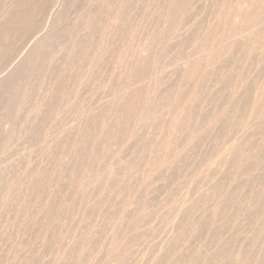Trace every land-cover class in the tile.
I'll use <instances>...</instances> for the list:
<instances>
[{
  "label": "rangeland",
  "instance_id": "1",
  "mask_svg": "<svg viewBox=\"0 0 264 264\" xmlns=\"http://www.w3.org/2000/svg\"><path fill=\"white\" fill-rule=\"evenodd\" d=\"M176 1L58 0L57 2V0H0V22L2 20L0 23V49L2 48L0 50V69L4 66L1 74H5L6 70L8 68L11 69L13 65H16L14 68L18 67L15 69L16 72L14 68L11 69L15 72L14 77L8 84L7 82L2 84L4 86L3 89V86L0 85V89H2L0 90V125H3V127L0 126V264H233V262H235L234 264H238V262L239 264H264V50L261 49L262 52L259 51V44L257 46L254 45L253 48L248 46L246 48L244 46L246 42H243V40L248 41L249 38L242 39L233 35L238 28H234L230 20L227 23L228 19H226V23L222 20L224 24L221 20L218 21L221 23L222 28L226 29L224 31L226 34L222 32L219 37L217 35L218 39L214 35L216 28L221 27L217 21L214 22L218 26H214V23L210 21L211 16H217L221 10V15L223 12V17L225 18L227 15L226 10H231L230 7L236 6L234 0ZM263 3H257V5H262L263 9ZM223 4L224 6L227 4L229 7L226 6L225 10ZM174 5L175 7H173ZM177 5L179 6L177 7ZM163 7L167 9H163ZM236 7L235 9L237 10ZM220 8H223V11ZM229 10L227 13H231L232 10V13L235 11L234 8L231 12ZM5 11L7 14H5ZM261 11H264V9L259 10L260 13ZM164 12L165 16H163L164 14L162 15ZM215 12L216 14L214 15ZM175 13L176 15L174 16ZM9 15L11 16L9 17ZM3 16L7 19L3 18ZM160 16H162V21ZM250 16L252 15L250 14ZM250 16L248 15L247 17ZM11 17L12 19L10 20ZM24 17L27 18V21H24L26 19ZM254 19L256 20V18ZM176 20L177 22H175ZM54 21H57V24ZM22 22L24 23L23 25ZM162 22L165 24H162ZM258 22L260 25L257 26L258 33L255 34V38L258 40L262 39L263 42L264 22L263 24L260 21ZM208 23L211 25L207 29ZM156 24L157 27H153ZM212 26L215 28H212ZM13 27L14 29H12ZM205 27L207 30L202 33ZM156 28H158L157 31L160 29L159 33L155 32ZM151 29H153V32ZM212 30L214 31L212 32ZM207 32L212 34L211 39L209 38L210 34ZM36 33L38 36L41 34L46 36L42 43L38 44L39 46L36 44L38 41H35ZM203 35L209 36L208 40L210 42ZM221 35L225 37L223 38ZM257 35L259 37L260 35L262 36L258 38ZM219 38L221 43L216 46L220 42ZM27 40L30 41L27 42ZM201 40L205 43L208 42L209 45L215 42L214 50L216 53L213 50L210 54L212 55L213 53L217 58L218 52L221 56L217 59L212 56V62L214 63L212 64L209 61L208 65L211 66L210 68L205 66L207 71L204 70V61L196 67L194 64H188L189 66H187L190 70L188 67L183 70L182 65L188 59L189 61L191 59L194 61L195 59H200L198 54L197 58L196 53L201 44L203 45ZM240 40L242 41L241 44ZM107 41L108 43H106ZM198 42L201 44L199 43L198 45ZM229 42L231 47L228 46ZM143 44L149 45L148 47L150 48L143 46L145 50L147 49V52L148 49L150 50L148 55L147 52L143 51L146 56H139L136 54L138 53L136 49ZM100 45L102 46L99 47ZM104 46L108 48L106 49ZM234 46L237 50H232ZM241 46L242 48L239 49ZM261 46L263 48L264 42ZM225 47L230 48V52L228 48L226 50L229 55L228 53H225L226 55L220 53L225 52H223ZM100 48L103 49L101 50ZM216 48L219 50L221 48L222 50L216 51ZM248 48L249 50H247ZM103 50L106 52H103ZM152 50L153 56L151 55ZM32 51L35 52L33 53ZM96 53L97 55L99 53V55H95ZM17 54V58L14 57ZM193 54L196 58H194ZM24 55L27 56L24 58L25 61L22 59ZM55 55L57 59H55ZM237 55L240 59L237 58ZM249 55L252 56L250 57ZM142 56L145 59L142 61L141 66V63L137 61L140 57L142 60ZM230 56L233 58L232 61ZM184 57L185 59H183ZM226 58L229 59V63H227L228 59ZM242 58L244 59L241 60ZM250 58L252 59L251 61ZM20 59L23 60V63L19 61ZM221 59L224 61L223 63ZM26 60L28 61L26 62ZM230 61L231 63L234 62L231 64ZM236 61L241 63L237 64ZM87 62H92L90 65H94V67L87 65ZM115 62L120 66H116ZM23 64L24 66H22ZM220 64L222 65L220 66ZM239 65L241 66L239 67ZM87 66L89 70H87ZM177 66H179L180 70ZM190 66L195 67L194 69L192 67L193 71ZM222 66L226 68H221ZM212 67L213 70L217 71H215L216 74L211 71ZM235 67L240 69H235ZM220 68L225 70L221 71ZM147 70L148 72L150 71L147 74L149 78L146 77L148 81L143 76H139L141 72L146 73ZM173 70L176 73L179 71L180 74L179 72L176 74ZM181 70H183L182 73ZM187 70L190 72L189 74ZM200 70H202V73ZM184 71H186L185 74L183 73ZM191 71L194 74L197 72L196 76ZM161 74L163 78H161ZM201 74L205 75L202 76ZM238 74H240V77L237 76ZM167 75H169L168 83L174 81L173 84L169 83L170 85H168L167 82H164L167 79ZM45 76L46 78H44ZM185 76L186 78H183ZM190 76L193 80H191ZM207 76H211V78ZM134 77H138L137 79L141 77L140 79H143L139 80H144V82L137 83L139 80L137 81ZM198 77L199 79H197ZM206 77L207 79L204 80ZM82 78L84 79L82 80ZM224 78L226 79L224 80ZM135 79L138 87L135 86ZM175 79L178 80V83ZM181 80H183V83ZM239 80L240 82L238 83ZM131 81L134 84H132V88L127 89L128 91L125 94L133 91L134 93L130 94L134 97V94L137 93V97H134L135 99L139 97V100H143L144 95L141 94H145L151 89L149 90L151 93L149 97L146 94V102L141 101L142 105L140 101L138 102V99L136 100L140 104L138 108L141 107L139 108L141 111L138 109V112H136L137 108L133 104L135 99L131 98V102L130 97L132 96L130 94L127 95L129 96L128 99L123 94V86L126 88ZM146 82L148 85L150 83V87ZM188 83L190 86H188ZM240 83L242 84L240 85ZM209 84H211V87H209ZM233 85L234 87H232ZM260 85H262L261 89ZM77 86H81L80 90ZM145 86L148 89H144ZM179 86L182 87L180 88ZM158 87L161 90H158ZM245 87L246 89L250 88L246 90ZM231 88L233 89L232 91ZM255 88L259 90L255 91ZM166 90H171L170 95H173L174 92V97L170 99V105H168L169 102H165L169 99H162V97H165L164 95L166 97L170 96L165 93ZM186 90L191 92L189 96H187ZM180 91H184L185 96H182L184 92ZM180 93L182 97L179 96ZM156 94L157 96H155ZM256 94H259V96ZM151 95H154L156 100ZM160 97L162 100H160ZM177 97H180L179 100H177ZM183 97L185 98L181 104ZM123 98L129 100L131 105L127 100L124 101ZM201 98L204 99L201 100ZM158 100H165L163 101L165 104L161 103L167 104L166 107L162 106V104L159 105L160 103L157 102L158 105L155 104V108L153 103ZM189 100L191 103L189 102L190 105H187ZM121 101H124L127 105L129 104V106H121L123 104ZM150 101L154 102L151 103ZM171 101H174L173 104L175 105V102L181 101L180 104L178 103L179 105L184 108L186 103V107H189L188 109H183L188 119L184 117L182 112L180 115L182 118L179 117L180 120L176 122H182L181 119L184 120V118L188 120L187 122L186 120L183 121L185 122L183 126L179 123L180 128L175 122H172L173 124L171 122H169L170 124L168 123V121H174V116H172L171 120V114H176L175 110L173 111L176 107H171ZM35 102L37 103L33 104ZM119 104V109H122L123 112L117 108ZM258 104L260 108H258ZM34 106L36 107L34 108ZM142 106L144 107L142 108ZM157 106H162L163 110L160 107V109L157 108ZM146 107H149L150 113ZM229 108H232V111ZM124 109L127 110L124 112ZM151 109H154V111ZM131 110H133L132 113ZM142 110H146L144 111L145 114H143ZM166 110L168 111L166 112ZM110 111L111 113L114 111V113L120 112L121 115H125L129 111L128 115L131 113L133 114L132 116H134L135 112L140 114V116L142 115L143 120L139 118L140 116L136 120L135 116H130L131 118L129 119V116L126 115L125 121L124 116L122 117L123 120H121L120 114L116 115L117 118L119 116V119L125 121V123L129 120L132 121L128 122L127 125V123L117 120L121 123H117L118 126H121L122 123L123 127L126 125V128L124 127L125 130L122 126L121 128L117 127L115 123V127L111 126V129L113 127L116 133L118 132L117 135L113 133L115 132L114 129L113 132H110L111 129H109L110 125H113L114 120L117 119H115V114H111ZM155 112L165 115L160 116L157 114L156 116ZM230 112L232 115H230ZM149 114L151 115L149 116ZM189 114H192V116ZM112 115L115 116L113 120ZM108 118L112 121L108 120ZM155 118L156 120L154 121L153 119ZM148 120L154 121L155 124L153 123L152 126L150 121L149 123L147 122ZM133 122L139 126L137 125L136 127ZM218 122L221 123L219 124ZM167 123L171 130L173 129L171 132L175 131V135L173 138L170 137V140H167L168 143L170 141L171 143L169 149H166L167 151L163 149L166 153L162 149L163 152L155 150L156 147L154 146L158 144L157 141L160 142L161 140H158V137L161 134L163 136V132L164 134L168 132L169 126L166 128ZM129 125L131 126L129 127ZM174 125H177L179 129L176 126L174 128ZM104 126L105 130L103 129ZM151 129L155 133H158L159 130V136L157 133L154 134ZM106 130L115 136L110 135V139H106L103 137L104 134L101 135L104 131L107 134ZM248 130L250 131L249 134H247ZM241 134L245 136L242 138ZM155 135L158 136L156 140L154 139ZM135 137L138 139H134ZM245 137L246 139H244ZM247 138L250 139L247 140ZM89 139L94 140L91 143L92 140L90 141ZM240 140L242 143L245 140L243 146ZM83 141H86V143ZM76 142H78L79 147L75 144ZM150 143L151 145L152 143L155 144L152 146V151ZM237 144L244 148L241 149ZM153 147L155 148L154 151ZM171 147H175V149ZM81 148H87V150L81 151ZM234 148L235 150L236 148L238 149L234 150L235 153L238 152L236 155L233 152ZM88 150L90 151L88 152ZM76 151L77 153H75ZM149 151H151L150 154ZM155 151H157V155L160 153V158L154 154L156 153ZM172 153L173 155H171ZM75 154L78 155L77 158ZM232 154L233 157L231 156ZM227 156L229 159L225 158ZM234 156H238L236 158L239 159L236 160ZM126 157L129 161L125 159ZM163 157L165 158L163 160L168 162L166 165L169 164L167 166L169 167L168 169L165 164L162 165L161 163L163 161L161 158ZM153 158L160 159L159 164L157 162L152 165L153 162L158 161V159H154L152 162ZM83 164L87 166L84 167ZM122 164L126 165V168L123 169L124 166ZM107 171H111L110 175L113 174L110 176ZM80 180H84V182ZM114 181L119 188L115 187L116 183ZM209 187H211L212 191ZM112 188L117 189L114 191L115 189L113 190ZM103 191H105V199L107 196L106 201L102 197L104 196ZM112 192L114 194L111 195ZM208 194H211L210 197L212 199ZM230 194H233V198H231ZM221 198L224 200L223 203ZM220 201L221 203H219ZM219 214L222 216H220L221 219ZM207 215H210L209 218ZM207 219L211 221V226L208 225V221V224H206ZM195 223H199V225H195ZM207 225L208 228L205 229ZM214 233H216L215 236ZM209 239L212 240L209 241ZM210 242L213 244L210 245ZM238 244H241V246H238ZM81 250L82 253L80 252ZM209 257L211 259L213 257L212 261ZM214 258L217 260L215 261ZM253 258L258 259L254 260ZM191 259L194 261L193 263ZM195 261L197 262L195 263Z\"/></svg>",
  "mask_w": 264,
  "mask_h": 264
},
{
  "label": "bare ground",
  "instance_id": "2",
  "mask_svg": "<svg viewBox=\"0 0 264 264\" xmlns=\"http://www.w3.org/2000/svg\"><path fill=\"white\" fill-rule=\"evenodd\" d=\"M33 1H35V0H33ZM175 1H176V0H175ZM234 1H235L234 4H236V6H237V7H236V6L233 4V5L237 8V10H236L235 7L233 6V8H234V10H235L234 13H232V12H233V10H232L233 8L230 7V9L232 10V12H231V10H229V9L226 10L225 7L227 6V4H226V6H224V4H223V8L226 10V14H227V15L225 14V15H226L225 18L223 17V16H224L223 12H222V15H221V10H220V13H218L217 16H214V17L211 16V18H210L211 20H210V21H211L212 23H214V26H215V25H216V23H215L216 21L218 22L219 20H221V22H222V20H223V22L226 23L225 21H226V19H228V20H227V23H228V21L230 20V23L233 24L234 28H235V27L238 28V30H237L236 32H234L233 35L239 36V38H242V39H248V38H249L248 41H244V40H243V42H246V44H245L244 46H245V47L248 46L249 48H250V47L253 48L254 45L257 46V45L259 44V45H260V49H259V48H258V49H259V51L262 52V50H264V49H263L264 46H263V48H262L261 44H262L264 41L262 42V39H261V40L256 39V38H255V34L258 33V32H257V26L260 25L258 21L262 22V24H263V22H264V16H263L264 13H262V12H264V11H261L262 16H261V13L259 12L260 9L263 10L264 8L262 9V5H259V4H258V5H259V6H258L257 3H261V4H262V3L264 2V0H234ZM26 2H27V1H26ZM57 2H58V0H57ZM60 2H61V1H60ZM169 2H170V1H169ZM176 2H177V1H176ZM179 2H180V1H179ZM17 3H18V2H17ZM53 3H54V2H53ZM166 3H168V2H166ZM166 3H165V4H166ZM174 3H175V2H174ZM232 3H233V1H232ZM177 4H178V3H177ZM56 5H57V4H56ZM59 5H60V4H59ZM228 5H229V4H228ZM164 6L166 7V5H164ZM178 6H179V5H177V7H178ZM256 6H257V7H256ZM28 7H29V6H28ZM32 7H33V6H32ZM165 7H163V9H164ZM173 7H175V5H174ZM221 7H222V6H221ZM227 7H229V6H227ZM253 7H254V8H253ZM263 7H264V3H263ZM26 8H27V7H26ZM58 8H59V7H58ZM217 8H218V7H217ZM223 8H220V9H222V11H223ZM5 9H7V8H5ZM10 9H11V8H10ZM21 9H22V8H21ZM23 9H24V8H23ZM40 9L42 10V8H40ZM40 9H38V10H40ZM115 9H116V8H115ZM115 9H114V11H115ZM117 9H118V8H117ZM119 9H120V8H119ZM165 9H167V8H165ZM252 9H253V10H252ZM15 10L18 12L17 9H15ZM26 10H27V9H26ZM28 10H29V8H28ZM31 10H33V9H31ZM53 10H54V9H53ZM96 10H97V9H96ZM174 10H175V9H174ZM218 10H219V9H218ZM228 10H229L231 13H227ZM6 11H8V10H6ZM6 11H5V12H6ZM20 11H21V10H20ZM56 11H57V10H56ZM59 11H60V10H59ZM91 11H92V10H91ZM163 11H164V10H163ZM165 11H166V10H165ZM215 11H217V10H215ZM10 12H11V11H10ZM12 12H13V11H12ZM14 12H15V11H14ZM24 12H25V11H24ZM24 12H23V13H24ZM26 12H27V11H26ZM30 12H31V11H30ZM218 12H219V11H218ZM20 13H21V12H20ZM55 13H56V12H55ZM114 13H115V12H114ZM117 13H118V11H117ZM5 14H7V12H6ZM9 14H10V13H9ZM11 14H14V13H11ZM118 14H119V13H118ZM118 14H117V15H118ZM163 14H164V15H163ZM215 14H216V12L214 13V15H215ZM250 14H251L252 16H250ZM3 15H4V14H3ZM26 15H28V14H26ZM51 15H52V14H51ZM114 15H116V14H114ZM162 15L165 16V15H166L165 12L162 13ZM175 15H176V13L174 14V16H175ZM248 15H249L250 17H247ZM255 15H256V16H255ZM5 16H8V15H5ZM10 16H11V15H9V17H10ZM118 16H119V15H118ZM118 16H117V18H118ZM168 16H169V15H168ZM168 16H167V17H168ZM172 16H173V15H172ZM21 17H22V16H21ZM160 17H161V21H162V20H163V19H162V16H160ZM246 17H247V18H246ZM3 18H5V17L3 16ZM13 18H14V17H13ZM24 18H26V17H24ZM28 18H29V17H28ZM55 18H56V17H55ZM113 18H114V17H113ZM119 18H120V17H119ZM163 18H164V17H163ZM170 18H171V17H170ZM254 18H256V20H255ZM1 19H2V18H1ZM5 19H7V18H5ZM11 19H12V17L10 18V20H11ZM48 19H49V17H48ZM50 19H51V18H50ZM215 19H217V20H215ZM3 20H4V19H3ZM19 20H20V19H19ZM19 20H18V21H19ZM22 20H23V19H22ZM55 20H56V19H55ZM57 20H58V19H57ZM120 20H121V18H120ZM169 20H170V19H169ZM18 21H17V22H18ZM24 21H27V18H26ZM24 21H23V22H24ZM46 21H47V20H46ZM51 21H52V20H51ZM112 21H113V19H112ZM112 21H111V23H112ZM214 21H215V22H214ZM255 21H256V22H255ZM1 22H2V20H1ZM1 22H0V23H1ZM12 22H13V21H12ZM12 22H11V24H12ZM15 22H16V21H15ZM23 22H22V25L24 24ZM54 22H56L55 24H57V21H54ZM165 22H166V21H165ZM175 22H177V20H176ZM175 22H174V24H175ZM211 22H209V23H211ZM223 22H222V23H223ZM13 23H14V22H13ZM18 23H19V22H18ZM18 23H17V25H18ZM111 23H110V24H111ZM209 23H208L207 26H206L207 29L209 28V25H211V24H209ZM218 23H219V22H218ZM224 23H223V24H224ZM2 24H3V23H2ZM160 24H161V23H160ZM162 24H165V23L162 22ZM220 24H221V23H219L218 25H220ZM34 25H35V24H34ZM176 25H177V24H176ZM218 25H216V27H217ZM225 25L227 26V24H225ZM225 25H224V27H225ZM19 26H20V25H19ZM29 26H30V25H29ZM44 26H45V25H44ZM160 26H161V25H160ZM160 26H158V27H160ZM163 26H164V25H163ZM168 26H169V24H168ZM214 26H212V28H213ZM11 27H12V26H11ZM26 27H27V26H26ZM38 27H39V26H38ZM48 27H49V26H48ZM51 27H52V26H51ZM111 27H112V26H111ZM111 27H109V28H111ZM153 27H157V24H156L155 26H153ZM206 27L204 28L205 30L203 29L204 32H202V33H205V32H206V30H207ZM220 27H221V28H219V27L216 28V31H214L215 29L212 30V32L214 31V35H216V37H217V35H218V37H219V36H220L219 34H221L222 32H223L224 34H226V33L224 32L226 29L222 28L221 25H220ZM228 27H229V25H228ZM228 27H227V28H228ZM261 27H262V25H261ZM263 27H264V26H263ZM2 28H3V27H2ZM7 28H8V27H7ZM16 28H19V27H16ZM20 28H21V27H20ZM31 28H32V27H31ZM45 28H46V27H45ZM45 28H44V29H45ZM214 28H215V27H214ZM4 29H5V28H4ZM12 29H14V27H13ZM157 29H158V28H156V30L154 29L155 32L157 31ZM160 29H161V27H160ZM160 29H159V31H160ZM210 29H211V28H210ZM223 29H224V30H223ZM259 29H261V28L259 27ZM259 29H258V31H259ZM1 30H3V29H1ZM6 30H7V29H6ZM41 30H42V29H41ZM41 30H40V31H41ZM151 30H152V32H153V29H151ZM230 30H231V29H230ZM9 31H10V30H9ZM12 31H14V30H12ZM42 31H43V30H42ZM47 31H49V30L47 29ZM159 31H157V33H159ZM175 31H176V30H175ZM177 31H179V30H177ZM208 31H210V30H208ZM263 31H264V30H263ZM263 31H262V32H263ZM1 32H2V31H1ZM5 32H6V31H5ZM22 32H23V31H22ZM37 32H39V31H37ZM49 32H50V31H49ZM112 32H113V31H112ZM112 32H111V34H112ZM147 32H148V31H147ZM179 32H181V31H179ZM183 32H184V31H183ZM226 32H227V31H226ZM260 32H261V31H260ZM17 33H18V32H17ZM24 33H25V32H24ZM149 33H150V32H149ZM163 33H164V32H163ZM163 33H162V34H163ZM168 33H169V32H168ZM176 33H177V32H176ZM207 33H209V32H207ZM232 33H233V32H232ZM232 33H231V34H232ZM1 34H2V33H1ZM8 34H9V33H8ZM12 34H13V33H12ZM38 34H39V33H38ZM144 34H145V33H144ZM174 34H175V33H174ZM179 34H180V33H179ZM179 34H178V36H179ZM182 34H183V33H182ZM200 34H201V32H200ZM209 34H210V35H209L210 37H209V36L206 37V36L203 35L204 37H206V40H208L209 38H210V39L212 38V37H211L212 34H211V33H209ZM263 34H264V33H263ZM263 34H262V35H263ZM13 35H14V34H13ZM27 35H28V34H27ZM32 35H35V34H32ZM42 35H43V36H42ZM109 35H110V33H109ZM146 35H147V34H146ZM158 35H160V34H158ZM158 35H157V36H158ZM168 35H169V34H168ZM262 35H260V37H261ZM50 36H51V35H50ZM174 36H175V35H174ZM203 36H202V38H204ZM257 36H258V35H257ZM257 36H256V37H257ZM263 36H264V35H263ZM30 37H31V36H30ZM30 37H29V38H30ZM32 37H33V36H32ZM32 37H31V38H32ZM35 37H36V39H35L34 37H33V38L35 39L36 42L38 41L36 44H37V46H39V45L42 43V40L45 39L46 36H45L44 34H41L40 36H38L37 33H36ZM146 37H147V36H146ZM146 37H144V38H146ZM183 37H184V36H183ZM199 37H200V36H199ZM208 37H209V38H208ZM214 37H215V36H214ZM218 37H217V39H218ZM221 37H223V36L221 35ZM224 37H225V36H224ZM224 37H223V38H224ZM230 37H231V36H230ZM260 37L258 36V38H260ZM48 38H49V37H48ZM52 38H53V36H52ZM185 38H187V37L185 36ZM196 38H197V36H196ZM223 38H221V39H223ZM263 38H264V37H263ZM106 39H107V38H106ZM106 39H105V40H106ZM146 39H147V38H146ZM177 39H178V38H177ZM179 39H180V37H179ZM204 39H205V38H204ZM225 39H226V38H225ZM230 39H232V38H230ZM30 40H31V39H30ZM30 40H27V42H29ZM102 40H103V39H102ZM194 40H195V39H194ZM219 40H220V38H219ZM234 40H235V38H234ZM33 41H34V40H33ZM47 41H48V40H47ZM152 41L154 42V40H152ZM158 41H159V40H158ZM158 41H157V43H158ZM160 41H161V40H160ZM183 41H184V40H183ZM198 41H199V40H198ZM201 41H202V40H201ZM208 41L210 42V40H208ZM213 41H214V40H213ZM223 41H224V39H223ZM227 41H228V40H227ZM230 41H231V40H230ZM237 41H239V40H237ZM27 42H26V43H27ZM40 42H41V43H40ZM45 42H46V41H45ZM45 42H44V44H45ZM48 42H49V41H48ZM50 42H51V41H50ZM145 42H146V40H145ZM179 42H180V41H179ZM184 42H185V41H184ZM184 42H183V43H184ZM216 42H217V41H216ZM224 42H225V41H224ZM232 42H233V40H232ZM39 43H40V44H39ZM103 43H104V42H103ZM106 43H108V41H107ZM146 43H147V42H146ZM161 43H162V42H161ZM199 43H200V42H198V45H199ZM202 43H203V45L200 43L201 46H200V47L198 46V47H199L198 52H197V53L194 52V53H196V56H197V54L200 56V59H198V60L195 59V61L192 60V59H191V61H189V59H188V60L186 59L187 61L184 62V64H183L184 66L182 65V69H183V70H186V69H187V67L189 66L188 64H190V65H193V64H194L195 67H196L197 65L202 64L203 61H204V63H203V64H204V70H206L205 66H207L208 68H210L211 65L209 66L208 63H209V61H210V63H211V62H212V58L215 57V55H213V53H212V55H211L210 52H212V51L214 50V47H215V46H214V43H215V42H214V43H213V42L210 43V45H209L208 42L205 43L204 41H202ZM204 43H205V46H204ZM220 43H221V40H220V42H219L216 46H218ZM241 43H242V41L240 40V44H241ZM260 43H261V44H260ZM36 44L34 43L35 47H36ZM38 44H39V45H38ZM46 44H47V42H46ZM50 44H51V43H50ZM99 44H100V42H99ZM158 44L160 45V43H158ZM179 44H181V43H179ZM207 44H208V45H207ZM233 44H235V43H233ZM233 44H232V46H233ZM236 44H237V42H236ZM236 44H235V45H236ZM243 44H244V43H243ZM26 45H27V44H26ZM47 45H48V44H47ZM63 45H64V44H63ZM102 45H103V44H102ZM102 45H100L99 47H101ZM155 45H156V44H155ZM223 45H224V44H223ZM226 45H227V42H226ZM229 45H231L230 42H229L228 46H229ZM237 45H238V44H237ZM5 46H6V45H5ZM23 46H24V45H23ZM72 46H73V45H72ZM105 46H106V45H105ZM105 46H104V47H105ZM138 46H139V45H138ZM143 46H144L145 48H146V46H147V48H150V47H148L149 45H146V44H145V45L143 44L142 46L140 45V46L136 49V51H137L138 53L135 52L137 55H139V56H141V55L146 56L145 53L147 52V51H146L147 49L145 50V48H144ZM32 47H33V46H32ZM32 47H31V48H32ZM65 47H66V46H65ZM162 47H163V46H162ZM220 47H221V45H220ZM229 47H231V46H229ZM229 47H227V48H228V51L230 50ZM236 47H237V46H236ZM24 48H26V46H24ZM31 48H29V49H31ZM70 48H71V47H70ZM105 48H106V47H105ZM107 48H108V47H107ZM107 48H106V49H107ZM157 48H158V46H157ZM159 48H160V47H159ZM227 48L225 47V50H223V52L225 51L224 53H222V52H220V53L223 54V55H224L225 53H228V52L226 51ZM234 48H235V46L233 47L232 50H237L236 48H235V49H234ZM240 48H242V46L239 47V49H240ZM243 48H244V47H243ZM246 48H247V47H246ZM249 48H248L247 50H249ZM252 48H251V50H252ZM256 48H257V47H256ZM5 49H6V48H5ZM33 49H34V47H33ZM33 49H32V50H33ZM47 49H48V48H47ZM63 49H64V48H63ZM63 49H62V50H63ZM67 49H68V48H67ZM97 49H98V46H97ZM100 49L102 50L103 48H100ZM154 49H156V48H154ZM261 49H262V50H261ZM0 50H2V48H1ZM62 50H61V51H62ZM104 50H105V49H104ZM104 50H103V52H106V51H104ZM149 50H150V49H148V52H149ZM217 50H219V49L216 48V51H217ZM221 50H222V49L220 48L219 51H221ZM143 51H145L144 54H143ZM240 51H241V50H240ZM255 51H256V50H255ZM20 52H21V51H20ZM29 52H31V51L29 50ZM32 52H33V51H32ZM34 52H35V51H34ZM34 52H33V53H34ZM95 52H96V51H95ZM148 52H147V55H148ZM152 52H153V50L151 51V55H152ZM154 52H155V51H154ZM214 52H215V50H214ZM229 52H230V51H229ZM234 52H236V51H234ZM241 52H242V51H241ZM245 52H246V49H245ZM245 52H244V53H245ZM256 52H257V51H256ZM43 53H44V52H43ZM46 53H47V52H46ZM215 53H216V52H215ZM257 53H258V52H257ZM157 54H158V52H157ZM159 54H160V53H159ZM233 54L235 55V53H233ZM239 54H240V52H239ZM239 54H238V55H239ZM245 54H246V53H245ZM260 54H261V53H260ZM32 55H33V54H32ZM95 55H97V53H96ZM98 55H99V53H98ZM98 55H97V56H98ZM137 55H136V56H137ZM153 55H154V54H153ZM153 55H152V56H153ZM193 55H194V54H193ZM225 55H226V54H225ZM228 55H229V53H228ZM230 55H231V54H230ZM238 55H237V56H238ZM241 55H243V53H241ZM13 56H14V55H13ZM16 56H18V54L15 55L14 57H16ZM25 56H26V55H24V56L22 57L23 60H24ZM57 56H58V55H57ZM194 56H195V55H194ZM196 56H195L194 58H196ZM212 56H213V57H212ZM216 56H217V58H218V57L221 56V55H219L218 52H217V55H216ZM231 56H232V55H231ZM231 56H230V58H231ZM244 56H245V55H244ZM244 56H242V57H244ZM249 56H250V55H249ZM251 56H252V55H251ZM251 56H250V57H251ZM262 56H263V55H262ZM10 57H12V56H10ZM26 57H27V56H26ZM54 57H56V55H55ZM155 57H156V56H155ZM189 57H190V56H189ZM226 57H227V56H226ZM254 57H255V56H254ZM16 58H17V57H16ZM142 58H143L142 60H141V57H140L139 59L137 58L138 61L136 60V58H134V59H135L137 62H140V63H141V66H142V61L145 59V57L142 56ZM190 58H191V57H190ZM194 58H193V59H194ZM197 58H198V56H197ZM215 58H216V57H215ZM217 58H216V59H217ZM237 58H239V56H238ZM237 58H236V59H237ZM262 58H263V57H262ZM27 59H28V58H27ZM53 59H54V58H53ZM55 59H57V57H56ZM94 59H95V58L93 57V61L95 62ZM97 59H98V58H97ZM181 59H182V58H181ZM183 59H185V57H184ZM226 59H228V58H226ZM232 59H233V58H231V61H232ZM239 59H240V58H239ZM239 59H238V60H239ZM243 59H244V58H242L241 60H243ZM253 59H254V58H253ZM9 60H10V59H9ZM14 60H15V59H14ZM23 60L20 59L19 61L22 62ZM28 60H29V59H28ZM28 60H26V62H27ZM51 60H52V59H51ZM51 60H50V61H51ZM90 60H91V58H90ZM139 60H140V61H139ZM146 60H147V59H146ZM221 60H222V59H221ZM224 60H225V58H224ZM238 60H237V61H238ZM251 60H252V59L250 58V61H251ZM258 60H260V59H258ZM15 61H16V60H15ZM24 61H25V60H24ZM29 61H30V60H29ZM91 61H92V60H91ZM153 61H154V60H153ZM192 61H193V62H192ZM213 61H215V60L213 59ZM219 61H220V60H219ZM231 61H230V63H231ZM234 61H235V60H234ZM234 61H233V62H234ZM237 61H236V63H237ZM11 62H12V61H11ZM52 62H53V61H52ZM94 62H93V64H94ZM117 62H118V60H117ZM221 62L223 63L224 61L222 60ZM233 62H232V63H233ZM6 63H7V62H6ZM12 63H13V62H12ZM17 63H18V61H17ZM22 63H23V62H22ZM91 63H92V62H87V65H89L90 67H94V65H93V66L90 65ZM153 63H155V62H153ZM179 63L182 64V62H180V61H179ZM191 63H192V64H191ZM213 63H214V62H212V64H213ZM215 63H216V62H215ZM225 63H226V61H225ZM227 63H229V59H228ZM227 63H226V64H227ZM232 63H231V64H232ZM239 63H241V62H239ZM239 63H237V64H239ZM242 63H243V62H242ZM245 63H246V62H245ZM8 64H9V63H8ZM18 64H20V62H19ZM115 64H117V63L115 62ZM115 64H114V65H115ZM9 65H10V64H9ZM11 65H12V64H11ZM49 65H50V64H49ZM49 65H48V66H49ZM118 65H119V64H117L116 66H118ZM177 65H178V64H177ZM187 65H188V66H187ZM221 65H222V64H220V66H221ZM244 65H245V64H244ZM15 66H16V65H13V67L11 66V67H12L11 69H13ZM17 66H19V65H17ZM22 66H24V64H23ZM25 66H26V65H25ZM116 66H115V67H116ZM119 66H120V65H119ZM179 66H180V65H179ZM179 66H177V67L179 68ZM218 66H219V63H218ZM224 66H226V65H224ZM231 66H232V65H231ZM240 66H241V65H239V67H240ZM7 67H8V65H7ZM115 67H113V68L115 69ZM139 67H140V66H139ZM143 67H145V66H143ZM190 67H191V69H192L193 66H190ZM195 67H193V69H194ZM201 67L203 68V66H201ZM216 67H217V64H216ZM216 67H215V68H216ZM226 67H227V66H226ZM226 67H223V66H222L221 68H226ZM229 67H230V66H229ZM233 67H234V66H233ZM239 67H238V68H239ZM3 68H4V66H3ZM3 68H2V69H3ZM16 68H18V67H16ZM16 68H14V70H15ZM19 68H20V67H19ZM87 68H88V66H87ZM178 68H177V70H178ZM208 68H207V69H208ZM221 68H220V70H221ZM236 68H237V67H235V69H236ZM238 68H237V69H238ZM2 69H0V70H1V71H0V85H2V84L5 83V82H7V84H8V82L11 81L12 78L14 77V74H15L16 70H15V72H14V70L12 71L10 68H8V69L6 70V72H5V74H4V73L1 74V73L3 72ZM5 69H6V67H5ZM92 69H93V68H92ZM117 69H118V68H117ZM117 69H116V70H117ZM121 69H122V67H121ZM140 69H141V68H140ZM144 69L146 70V68H144ZM147 69H148V66H147ZM149 69H150V68H149ZM188 69H189V67H188ZM193 69H192V71H193ZM198 69H199V68H198ZM216 69H217V68H216ZM239 69H240V68H239ZM85 70H86V69H85ZM87 70H89V68H88ZM175 70H176V69H175ZM175 70H173V72H174ZM179 70H180V68H179ZM183 70H181V73H182ZM189 70H190V69H189ZM196 70H197V69H196ZM217 70L219 71V69H217ZM223 70H225V69H223ZM223 70H221V71H223ZM192 71H191V72H192ZM200 71H201V73H202V70H200ZM206 71H207V70H206ZM206 71H205V72H206ZM211 71H214V72H215L216 70H213V67H212V70H211ZM230 71H231V70H230ZM230 71H229V72H230ZM115 72H117V71H115ZM139 72H140V71H139ZM168 72H169V71H168ZM170 72H171V71H170ZM178 72H179V71H178ZM178 72H177V73H178ZM187 72H188V70H187ZM194 72H196V71H194ZM216 72H217V71H216ZM216 72H215L214 74H216ZM229 72H228V73H229ZM233 72H234V70H233ZM236 72H237V70H236ZM21 73H22V71H21ZM84 73H85V72H84ZM90 73H91V72H90ZM90 73H89V74H90ZM118 73H119V71H118ZM136 73H137V70H136ZM148 73H150V71L148 72V70H147L146 73L141 72V74H140L139 76H143V78H144L146 81H148V80H147V79L149 78V75H147ZM171 73H172V72H171ZM171 73H170V74H171ZM175 73H176V71H175ZM177 73H176V74H177ZM183 73L185 74L186 71H184ZM189 73H190V72H188V74H189ZM192 73H193V72H192ZM196 73H197V72H196ZM196 73H195V74H196ZM209 73H210V72H209ZM209 73H208V74H209ZM223 73H224V72H223ZM19 74H20V72H19ZM87 74H88V73H87ZM119 74H120V73H119ZM162 74H165V73H162ZM162 74L160 75L161 78H163V77H162ZM170 74H169V75H170ZM179 74H180V72H179ZM193 74H194V73H193ZM193 74H191V75H193ZM195 74H194V75H195ZM198 74H200V73H198ZM210 74H212V73H210ZM210 74H209V75H210ZM220 74H221V73H220ZM233 74H236V73H233ZM262 74H263V73H262ZM43 75H44V74H43ZM85 75H86V73H85ZM134 75H136V74H134ZM150 75H151V74H150ZM154 75H155V74H154ZM169 75H167V79H166V77H165L166 80H165L164 82H167V83H168L167 80H168V76H169ZM186 75H187V74H186ZM201 75L204 76L205 74H204V75L201 74ZM201 75H200V76H201ZM206 75H207V72H206ZM222 75H223V74H222ZM231 75H232V72H231ZM241 75H242V74H241ZM19 76H21V75H19ZM22 76H23V75H22ZM81 76H82V74H81ZM119 76H120V75H119ZM188 76H189V75H188ZM188 76H187V77H188ZM195 76H196V75H195ZM197 76H198V75H197ZM211 76H212V75H211ZM211 76H210V77L207 76V77H208V78H211ZM218 76H219V75H218ZM223 76H224V75H223ZM225 76H226V75H225ZM229 76H230V75H229ZM234 76H235V75H234ZM237 76L240 77V74H238ZM237 76H236V78H237ZM86 77L88 78L87 75H86ZM122 77H123V76H122ZM146 77H148V78H146ZM150 77H151V76H150ZM154 77H155V76H154ZM157 77H158V75H157ZM180 77H181V76H180ZM190 77H191V76H190ZM207 77L204 78V80L207 79ZM214 77H215V76H214ZM214 77H213V78H214ZM221 77H222V76H221ZM244 77H245V76H244ZM263 77H264V76H263ZM44 78H46V76H45ZM120 78H121V77H120ZM134 78H136V77H134ZM137 78H138V77H137ZM137 78H136V79H137ZM140 78H141V77H139V79H140ZM143 78H142V79H143ZM169 78H170V77H169ZM183 78H186V76L183 77ZM188 78H189V77H188ZM226 78H227V76H226ZM226 78H224V80H225ZM16 79H17V78H16ZM19 79H20V78H19ZM83 79H84V78H82V80H83ZM136 79H135V86H136V82L139 80V79H137V81H136ZM142 79H140V80H142ZM152 79H153V77H152ZM158 79H159V78H158ZM158 79H157V80H158ZM181 79H182V78H181ZM195 79H196V78H195ZM197 79H199V77H198ZM197 79H196V80H197ZM219 79H220V76H219ZM232 79H233V78H232ZM241 79H242V78H241ZM246 79H247V78H246ZM263 79H264V78H263ZM21 80H22V78H21ZM130 80H131V78H130ZM133 80H134V79H133ZM140 80H139L137 83L144 82V80H143V81H140ZM153 80H154V79H153ZM170 80H171V79H170ZM175 80H177V79H175ZM183 80H186V79H183ZM183 80H181V82H182ZM191 80H193L192 77H191ZM209 80H211V79H209ZM228 80H229V79H228ZM228 80H227V81H228ZM230 80H231V77H230ZM14 81H15V80H14ZM14 81H13V82H14ZM42 81H43V79H42ZM149 81H150V80H149ZM187 81H189V80L187 79ZM211 81H212V80H211ZM220 81H222V80H220ZM262 81H263V80H262ZM44 82H45V81H44ZM128 82H129V80H128ZM152 82H153V81H152ZM156 82H157V81H156ZM162 82H163V81H162ZM173 82H174V81H173ZM173 82H172V83L169 82V83H170V84H173ZM176 82L178 83V80H177ZM184 82H185V81H184ZM190 82H192V81H190ZM214 82H215V81H214ZM217 82H218V81H217ZM223 82H224V81H223ZM225 82H226V81H225ZM231 82H233V81H231ZM236 82H237V81H236ZM239 82H240V80L238 81V83H239ZM81 83H82V82H81ZM81 83H80V84H81ZM126 83H127V82H126ZM146 83H147V82H146ZM160 83H161V82H160ZM167 83H166V84H167ZM169 83H168V85H170ZM182 83H183V82H182ZM193 83H195V81H193ZM193 83H192V84H193ZM196 83H197V82H196ZM200 83H201V81H200ZM233 83H235V82H233ZM242 83L244 84V82H242ZM242 83H240V85H241ZM250 83H251V81H250ZM11 84H13V83H11ZM82 84H83V83H82ZM124 84H125V83H124ZM132 84H134V82L131 81L129 84H127V87H126V88L123 86V88H124V91H123L124 97H125V95L127 96V95H129L130 93H131V94L134 93V92L130 89L133 93L130 92V93H128V94H125V92H127V91L129 90V88L132 86ZM158 84H159V82H158ZM166 84H165V85H166ZM235 84H236V83H235ZM256 84H257V83H256ZM77 85H79V84H77ZM125 85H126V84H125ZM142 85H143V84H142ZM144 85H145V84H144ZM147 85H148V83H147ZM147 85H146V86H147ZM149 85H150V83H149ZM149 85H148V86H149ZM165 85H164V87H165ZM181 85H182V84H181ZM183 85H184V84H183ZM197 85H199V84H197ZM205 85H206V84H205ZM205 85H204V86H205ZM210 85H211V84H209V87H211ZM214 85H215V84H214ZM258 85H259V84H258ZM2 86H3V85H2ZM146 86H145L144 89L147 88ZM154 86H155V85H154ZM159 86H160V85H159ZM174 86H175V85H174ZM184 86H185V85H184ZM188 86H190L189 83H188ZM191 86H192V85H191ZM193 86H195V85H193ZM200 86H201V84H200ZM200 86H199V88H201ZM202 86H203V84H202ZM206 86H207V85H206ZM242 86H243V85H242ZM249 86H250V85H249ZM261 86H262V85H260V89L262 88ZM41 87H42V86H41ZM41 87H40V89H41ZM47 87H48V86H47ZM77 87H78V86H77ZM77 87H76V88H77ZM80 87H81V86H80ZM80 87H78V89H79ZM136 87H138V86H136ZM143 87H144V86H143ZM143 87H142V88H143ZM149 87H150V86H149ZM162 87H163V86H162ZM179 87L181 88L182 86H179ZM179 87H178V88H179ZM219 87H220V86H219ZM232 87H234V85H233ZM236 87H237V86H236ZM246 87H247V84H246ZM246 87H245V89H246ZM255 87H256V86H255ZM257 87H258V86H257ZM0 88H1V87H0ZM3 88H4V86L2 87V89H3ZM43 88H44V87H43ZM43 88H42V90H44ZM131 88H132V87H131ZM151 88H152V87H151ZM156 88H157V87H156ZM170 88H171V87H170ZM170 88H169V89H170ZM188 88H189V87H188ZM203 88H204V87H203ZM239 88H240V87H239ZM248 88H250V87H248ZM248 88H247V89H248ZM253 88H254V86H253ZM263 88H264V87H263ZM2 89H0V90H2ZM45 89H46V88H45ZM78 89H77V90H78ZM127 89H128V90H127ZM133 89L135 90V88H133ZM137 89H138V88H137ZM137 89H136V90H137ZM139 89H141V88H139ZM147 89H148V88H147ZM183 89H184V88H183ZM183 89H182V90H183ZM185 89H186V87H185ZM190 89H191V87H190ZM215 89H216V88H215ZM217 89H218V86H217ZM247 89H246V90H247ZM255 89H256L255 91L259 90L258 88H255ZM79 90H80V89H79ZM149 90H151V89H149ZM149 90H148V91L146 90L147 92L145 91V92H146L145 94H144V93L141 94V95H144V99H143V98H140V99H143V100H139V99H138L139 97L136 98V99L134 98V97L137 95L136 92H135L136 94H134V95H135L134 97L130 94V95L132 96V97H130V101L132 102V99H131V98L135 99V100L133 101V102H135V103H133V104H135L134 107L136 106V108H137V110L135 109L136 112H138V109L141 108V107L138 108V105H140L138 102H139V101H140V103H141V101H142V102H143V101L146 102V97H147V95H148V97H149V95L151 94ZM158 90H161V89H159V87H158ZM164 90H165V89H164ZM171 90H172V88H171ZM171 90H170V91H171ZM175 90H176V88H175ZM180 90H181V89H180ZM192 90H194V89H192ZM210 90H211V88H210ZM232 90H233V89L231 88V91H232ZM252 90H253V89H252ZM44 91H45V90H44ZM44 91H43V92H44ZM49 91H50V90H49ZM142 91H144V90L142 89ZM142 91H141V93H142ZM167 91H168V90H166V92H165V91H164V92H165L166 94H167V93L169 94L170 91H168V92H167ZM211 91H213V90H211ZM243 91H244V89H243ZM260 91H262V90H260ZM2 92H3V91H2ZM40 92H41V91H40ZM40 92H39V93H40ZM47 92H48V91H47ZM137 92H138V90H137ZM155 92L158 93L156 90H155ZM172 92H173V91H172ZM176 92H177V91H176ZM180 92H184V91H180ZM228 92H229V90H228ZM234 92H235V91H234ZM263 92H264V90H263ZM41 93H42V92H41ZM76 93H77V92H76ZM162 93H163V92H162ZM165 93H163V94H165ZM186 93L188 94L187 96H189V94H190L191 92H190V91L188 92V91L186 90ZM231 93H232V92H231ZM236 93H237V92H236ZM240 93H241V91H240ZM248 93H249V92H248ZM248 93H247V94H248ZM254 93H255V92H254ZM256 93H257V92H256ZM260 93H262V92H260ZM139 94H140V91H139ZM146 94H147V95H146ZM183 94H184V95H183ZM183 94H182V96H185V92H184ZM192 94H193V93H192ZM234 94H235V93H234ZM241 94H242V93H241ZM245 94H246V93H245ZM245 94H244V96H245ZM247 94H246V95H247ZM250 94H251V93H250ZM252 94H253V93H252ZM1 95H2V93H1ZM40 95H41V94H40ZM160 95H161V94H160ZM169 95H170V94H169ZM171 95H172V94H171ZM171 95H170V96H167L168 98L166 97V95H164L165 97H162V99H163V98L169 99L168 101H167L166 99H165L166 101L163 100V101H165V102H169L168 105H170V99H172V98L174 97V92H173L172 97H171ZM176 95H177V94H176ZM180 95H181V93L179 94V96H180ZM197 95H198V94H197ZM227 95H228V94H227ZM235 95H236V94H235ZM238 95H239V93H238ZM248 95H249V94H248ZM256 95L259 96V94H256ZM260 95H261V94H260ZM262 95H263V94H262ZM37 96H39V94H37ZM44 96H45V94H44ZM152 96H153V99H155L154 97L157 96V94H156L155 96H154V95H151V97H152ZM161 96H162V95H161ZM177 96H178V95H177ZM182 96H180V97H182ZM193 96H194V95H193ZM239 96H240V95H239ZM254 96H255V95H254ZM122 97H123V96H122ZM127 97H128V99H129V96H127ZM136 97H137V96H136ZM141 97H142V96H141ZM169 97H171V98H169ZM180 97H179V98H180ZM206 97H207V96H206ZM208 97H209V95H208ZM229 97H230V96H229ZM240 97H241V96H240ZM246 97H248V96H246ZM255 97H256V96H255ZM262 97H263V96H262ZM41 98H42V97H41ZM118 98H119V96H118ZM177 98H178V97H177ZM177 98H176V99H177ZM179 98H178L177 100H179ZM184 98H185V97H183V99L181 98V99H182V102H181V101H179V102H178V101L175 102L176 105L173 104L174 101H173V102L171 101V104H172L171 107H173V106L176 107V108L174 107L175 109H173V111L175 110L176 114H175V113H174L175 115H173V113L171 114V120H172V116H174V117H173L174 121H168V123H169V122H171V123H172V122H173V123L175 122V124H177L178 126L180 125L179 123H181L182 126H183V124H185V122H183V121H185L186 119H188V117L186 116V114H184L185 110L183 111V109H186V108L188 109L189 107H186V103L184 104V105H185L184 108H183L182 105H179L180 102H181V104L183 103ZM259 98H260V97H259ZM36 99H38V98H36ZM44 99H45V98H44ZM119 99H120V98H119ZM137 99H138V102L136 101ZM147 99H148V98H147ZM162 99H161V97H160V100H162ZM188 99H189V98H188ZM188 99H187V100H188ZM192 99H194V98H192ZM203 99H204V98H201V100H203ZM225 99H226V98H225ZM232 99H233V98H232ZM237 99H238V98H237ZM245 99H246V98H245ZM251 99H252V98H251ZM253 99H254V98H253ZM255 99H258V98H255ZM261 99H263V98H261ZM40 100H41V99H40ZM123 100L125 101V100H127V99L123 98ZM148 100H152V99L150 98V99H148ZM155 100H156V99H155ZM174 100H175V99H174ZM195 100H196V99H195ZM199 100H200V99H199ZM205 100H206V99H205ZM67 101H68V100H67ZM117 101H118V100H117ZM119 101H120V100H119ZM124 101H121V103H123V104L120 103L121 106H122V105H123V106L127 105ZM127 101H128L129 104H130V101H129V100H127ZM127 101H126V102H127ZM163 101H159V100H158V101H155V103H153V105H154V106H155V104L158 105L157 102H159V103H160L159 105L162 104V106L166 107L167 104L164 105L165 103H164ZM175 101H176V100H175ZM197 101H198V100H197ZM224 101H225V100H224ZM224 101H223V102H224ZM226 101H227V100H226ZM253 101H256V100H253ZM261 101H262V100H261ZM38 102H39V101H38ZM148 102H149V101H148ZM150 102L152 103V102H154V101H150ZM161 102H163L164 104L161 103ZM187 102H188V103H187V105H188L189 102H190V100L187 101ZM223 102H222V103H223ZM233 102H234V101H233ZM258 102H259V101H258ZM263 102H264V100H263ZM36 103H37V102H35V103H33V104H36ZM124 103H125V104H124ZM151 103H150V104H151ZM178 103H179V104H178ZM190 103H191V102H190ZM117 104H118V102H117ZM120 104H119L118 107L116 106L118 109H119V107H120ZM129 104H128L127 106H129ZM145 104H146V103H145ZM145 104H144V106H145ZM147 104H148V103H147ZM177 104H178V105H177ZM195 104H196V103H195ZM226 104H227V103H226ZM234 104H235V102H234ZM237 104H239V103H237ZM255 104H256V103H255ZM259 104H262V103H259ZM259 104H258V108H260ZM42 105H43V104H42ZM68 105H69V104H68ZM113 105H115V104L113 103ZM130 105H131V104H130ZM141 105H142V103H141ZM189 105H190V104H189ZM30 106L32 107V105H30ZM30 106H29V107H30ZM37 106H38V104H37ZM111 106H112V105H111ZM127 106H126V107H127ZM144 106H142V108H143ZM162 106H161V107H162ZM193 106H194V104H193ZM230 106H231V105H230ZM31 107H30V108H31ZM35 107H36V106H34V108H35ZM40 107H41V106H40ZM112 107H113V106H112ZM151 107H153V106H151ZM159 107H160V106H159ZM159 107L157 106V108H159ZM161 107H160V108H161ZM168 107H169V106H168ZM191 107H192V106H191ZM221 107H222V106H221ZM233 107H234V106H233ZM32 108H33V107H32ZM121 108H122V107H121ZM123 108H125V107H123ZM127 108H128V107H127ZM153 108H154V107H153ZM155 108H156V106H155ZM160 108H159V109H160ZM227 108H228V107H227ZM258 108H257V109H258ZM36 109H37V108H36ZM52 109H54V108H52ZM111 109H114V108H111ZM132 109H134V108H132ZM146 109H149V107H148V108L146 107ZM161 109H162V108H161ZM171 109H172V108H171ZM220 109H221V108H220ZM229 109L232 111V108H229ZM254 109H255V108H254ZM33 110H34V109H33ZM58 110H59V109H58ZM114 110H115V109H114ZM119 110H121V112H123L122 109H119ZM119 110H118V111H119ZM126 110H127V109H126ZM126 110L124 109V112H125ZM135 110H134V111H135ZM139 110H140V109H139ZM151 110L154 111V109H151ZM162 110H163V109H162ZM216 110H218V109H216ZM233 110H234V109H233ZM259 110H260V109H259ZM30 111H31V110H30ZM37 111H39V110H37ZM56 111H57V110H56ZM115 111H116V110H115ZM115 111H114V112H115ZM140 111H141V110H140ZM140 111H139V113H140ZM144 111H146V110H144ZM144 111L142 110V112H144ZM148 111H149V113H150V109H149ZM155 111H156V110H155ZM164 111H165V110H164ZM167 111H168V110H166V112H167ZM186 111H187V110H186ZM189 111H190V110H189ZM214 111H215V110H214ZM218 111H219V110H218ZM236 111H237V110H236ZM260 111H261V110H260ZM262 111H263V110H262ZM32 112H33V111H32ZM58 112H59V111H58ZM114 112L111 113V111H110V113L113 114V115L115 114V116L120 114V112H119V113H118V112L114 113ZM128 112H129V111H128ZM128 112H126L127 114H125V115H124V114H123V115L120 114V117H121V118H122L123 116L125 117L126 115H128ZM132 112H133V110H131V113H132ZM142 112H141V114H142ZM162 112H163V111H162ZM166 112H164V113H166ZM182 112H183V113H182ZM228 112H229V111H228ZM258 112H259V111H258ZM52 113H53V112H52ZM107 113H108V111H107ZM131 113H130V115H128V116H129V119H130L131 117H134V116H135V118H136V120H137V118L140 116V114H138V113L136 114L135 112H134V116H132L133 114H131ZM181 113L184 114V117H186V119L183 117L184 120L181 119L182 122L179 121L178 123H176L178 120H180L179 117H181V116H180ZM250 113H251V112H250ZM260 113H261V112H260ZM56 114H57V113H56ZM135 114H136V115H135ZM143 114H145V112H144ZM155 114H156V116H157L158 112H157V113L155 112ZM162 114H163V113H162ZM195 114H196V113H195ZM227 114L229 115V113H227ZM234 114H236V113H234ZM27 115H28V114H27ZM32 115H33V114H32ZM113 115H112V120H113V118L115 117V116H113ZM146 115H147V113H146ZM150 115H151V114H149V116H150ZM158 115H160V113H159ZM163 115H165V114H163ZM163 115H160V116H163ZM189 115L192 116V114H189ZM189 115H188V116H189ZM214 115H215V113H214ZM230 115H232L231 112H230ZM248 115H249V114H248ZM29 116H31V115H29ZM108 116H109V115H108ZM108 116H107V117H108ZM130 116H131V117H130ZM147 116H148V115H147ZM147 116H146V117H147ZM182 116H183V115H182ZM233 116H234V115H233ZM257 116H258V115H257ZM109 117H110V116H109ZM143 117H145V116H143ZM146 117H145V118H146ZM152 117H154V116H152ZM222 117H223V115H222ZM247 117H248V116H247ZM29 118H30V117H29ZM105 118H106V117H105ZM116 118H117V116L115 117V119H116ZM139 118L141 119V118H142V115H141ZM157 118H159V117H157ZM160 118H161V117H160ZM181 118H182V117H181ZM225 118H226V117H225ZM228 118H229V116H228ZM230 118L232 119L231 116H230ZM234 118H235V116H234ZM127 119H128V117H127ZM129 119H128V120H129ZM133 119H134V118H133ZM149 119H150V118H149ZM169 119H170V116H169ZM246 119H247V118H246ZM248 119H249V117H248ZM102 120H103V119H102ZM108 120H110V118H108ZM112 120H110V121H112ZM117 120H120V119H119V116H118V118H117L116 120H114L113 125H112V124L110 125V128H109V129H111V126H114V127H115L114 123H115L116 125H117V123H119ZM121 120H123V118H122ZM121 120H120V121H121ZM124 120L126 121V117H125ZM128 120H127V121H128ZM142 120H143V118H142ZM153 120L155 121L156 118L153 119ZM159 120H161V119H159ZM222 120H224V119H222ZM222 120H221V122H222ZM233 120H234V119H233ZM254 120H255V119H254ZM254 120H253V121H254ZM76 121H77V120H76ZM76 121H75V122H76ZM103 121H104V120H103ZM106 121H107V119H106ZM110 121H109V122H110ZM125 121H121V122H124V123H125ZM133 121H134V120H133ZM144 121H145V120H144ZM149 121L151 122L152 120H148L147 122L149 123ZM154 121L151 122L152 126H153ZM161 121H162V120H161ZM187 121H188V120H186V122H187ZM245 121H246V120H245ZM261 121H262V120H261ZM6 122H7V121H6ZM128 122H132V121L129 120ZM128 122H126L127 125H128ZM135 122H136V121H135ZM158 122H159V121H158ZM207 122H208V121H207ZM210 122H211V121H210ZM221 122H218V123L220 124ZM4 123H5V122H4ZM101 123H102V122H101ZM126 123H125V124H126ZM137 123H138V122H137ZM148 123H146V124H148ZM168 123H167V125H166V128L169 126ZM173 123H172V124H173ZM245 123H246V122H245ZM104 124H105V123H104ZM119 124H121V123H119ZM129 124H130V123H129ZM133 124H134V122H133ZM133 124H132V125H133ZM154 124H155V123H154ZM160 124H162V123H160ZM169 124H170V123H169ZM213 124H214V123H213ZM254 124H255V123H254ZM257 124H258V123H257ZM261 124H262V123H261ZM263 124H264V123H263ZM6 125H7V124H6ZM134 125H135V124H134ZM137 125H138V124H136L135 126L137 127ZM177 125H174V128H175V126H176V128H178ZM252 125H253V124H252ZM0 126L3 127V125H0ZM69 126H70V124H69ZM69 126H68V127H69ZM121 126L123 127V123H122ZM121 126H118V125H117V127H120V128H121ZM130 126H131V125H129V127H130ZM138 126H139V125H138ZM263 126H264V125H263ZM6 127H7V126H6ZM20 127H21V126H20ZM71 127H72V125H71ZM100 127H101V126H100ZM107 127H109V126H107ZM124 127L126 128V125H124ZM124 127H123V129H124ZM127 127H128V126H127ZM154 127H156V126H154ZM154 127H153V129L155 130ZM157 127H159V126L157 125ZM219 127H220V126H219ZM253 127H254V126H253ZM259 127H260V126H259ZM101 128H102V127H101ZM120 128H119V129H120ZM148 128H149V127H148ZM148 128H147V129H148ZM160 128H161V127H160ZM179 128H180V126H179ZM179 128H178V129H179ZM216 128H218V126H216ZM1 129H3V128H1ZM103 129L105 130V126H104ZM103 129H102V130H103ZM113 129H114V128L112 127V129H111L112 131L110 130V132H113ZM123 129H121V130L123 131ZM127 129H129V128H127ZM147 129H146V130H147ZM195 129H196V128H195ZM198 129H199V128H198ZM204 129H205V128H204ZM211 129H212V128H211ZM251 129H252V128H251ZM255 129H256V128H255ZM4 130H5V129H4ZM21 130H22V127H21ZM99 130H101V129H99ZM116 130L119 131L117 128H116ZM124 130H125V129H124ZM135 130H136V129H135ZM149 130H150V129H149ZM151 130H152V129H151ZM164 130H165V129H164ZM172 130H173V129H172ZM172 130H171L170 126H169V130H168V132L166 131V132H167V133L165 132L166 134H164V132H163V136H162V134H161L160 136L158 135V133L160 132V131L158 130V133H157V132H156V133H157V135H158L159 137H158L157 135H155L154 139L156 140V138L158 137V140H160V139H161V140H160V142L157 141V143H158L157 145H155V144H156L155 142H153V143H155V144L152 143V145H151V143H150V145H151V151H152V146H153V145H155L154 147H156V149L153 147V151H154V149H155V150H158V151L161 150V149H162V150H163V149H164V150L169 149L171 141L168 143L167 140H168L170 137L173 138V136L175 135V134H174L175 131L171 132ZM176 130H177V129H176ZM182 130H183V127H182ZM205 130H206V129H205ZM256 130H257V129H256ZM106 131H107V130H106ZM114 131H115V129H114ZM156 131H157V130H156ZM192 131H194V130H192ZM207 131H208V130H207ZM241 131H242V130H241ZM248 131H249V130H248ZM251 131H252V130H251ZM3 132H4V131H3ZM8 132H9V131H8ZM98 132H99V131H98ZM107 132H108V133H107ZM107 132H106V133L108 134L109 137H108V136L106 137L107 134H105V131H104V133L102 132L101 135L104 134L103 137H105L106 139H107V138L110 139V135H113V134H112V133L110 134L109 131H107ZM130 132H131V131H130ZM147 132H148V131H147ZM152 132H154V131L152 130ZM210 132H211V131H210ZM258 132H260V131H258ZM6 133H7V132H6ZM99 133H100V132H99ZM113 133H114V134H117L118 132L116 133V131H115V132H113ZM156 133L154 132V134H156ZM180 133H182V132H180ZM180 133H179V134H180ZM249 133H250V131H249L247 134H249ZM152 134H153V133H152ZM152 134H151V136H152ZM169 134H170V135H169ZM190 134H191V133H190ZM247 134H246V136H247ZM256 134H257V133H256ZM90 135L92 136V134H90ZM94 135H95V133H94ZM94 135H93V136H94ZM97 135H99V134L97 133ZM117 135H118V134H117ZM148 135H149V133H148ZM241 135H242V138H243V136H245V135H243V134H241ZM254 135H255V134H254ZM99 136H100V135H99ZM99 136H98V138H99ZM114 136H115V135H113V137H114ZM153 136H154V135H153ZM258 136H259V135H258ZM80 137H82V136H80ZM80 137H79V138H80ZM88 137H89V134H88ZM88 137H87V138H88ZM111 137H112V136H111ZM145 137H147V136H145ZM160 137H162V138H160ZM248 137H250V136H248ZM253 137H254V136H253ZM79 138H78V139H79ZM89 138H90V137H89ZM95 138H96V136H95ZM130 138H131V137H130ZM136 138H137V137H135L134 139H136ZM174 138H175V137H174ZM176 138H177V137H176ZM242 138H241V139H242ZM10 139H11V138H10ZM83 139H84V138H83ZM101 139H102V138H101ZM118 139H119V138H118ZM137 139H138V138H137ZM150 139H151V138H150ZM152 139H153V138H152ZM170 139H171V138H170ZM170 139H169V140H170ZM244 139H246V137H245ZM248 139H250V138H247V140H248ZM255 139H256V138H255ZM84 140H85V139H84ZM89 140H90V139H89ZM91 140H92V141H91ZM91 140H90V141H91V143H92L94 139H91ZM103 140H104V139H103ZM242 140H243V139H242ZM75 141H76V140H75ZM81 141H82V138H81ZM90 141H89V142H90ZM240 141H241V140H240ZM244 141H245V140H244ZM244 141H243V143H242V141H241V143H242L241 145H242V146L244 145ZM249 141H250V140H249ZM249 141H248V142H249ZM83 142L86 143V141H83ZM89 142H88V143H89ZM104 142H105V141H104ZM5 143H6V142H5ZM77 143H78V142H76L75 144L78 146ZM80 143H82V142H80ZM88 143H87V144H88ZM97 143H98V142H97ZM256 143H257V142H256ZM6 144H7V143H6ZM235 144H236V143H235ZM81 145H82V144H81ZM97 145H98V144H97ZM237 145H238V144H237ZM237 145H236V147H237ZM241 145L239 144L238 147H241V149L244 148V147H242ZM247 145H248V144H247ZM88 146H89V145H88ZM88 146H86V147H88ZM78 147H79V146H78ZM80 147H82V146H80ZM84 147H85V146H84ZM92 147H93V146H92ZM238 147H237V148H238ZM246 147H247V146H246ZM76 148H77V147H76ZM90 148H91V147H90ZM93 148H94V147H93ZM95 148H97V147H95ZM171 148L175 149V147H171ZM237 148H236V150L239 149V148H238V149H237ZM85 149L87 150V148H85ZM85 149H82V148H81V151H82V150H85ZM245 149H246V148H245ZM76 150H77V149H76ZM162 150H161V151H162ZM164 150H163V151H164ZM234 150H235V148L233 149V152H234ZM236 150H235V151H236ZM239 150H240V149H239ZM77 151H78V150H77ZM77 151H76L75 153H77ZM89 151H90V150H88V152H89ZM151 151H149V154L151 153ZM163 151H162V152H163ZM166 151H167V150H166ZM166 151H164V152H166ZM78 152H79V151H78ZM131 152L133 153V151H131ZM155 152H156V153H154V154H156V156H159V158H160V153L158 152L159 155H157V151H155ZM227 152H228V151H227ZM239 152H240V151H239ZM255 152H256V150H255ZM259 152H260V151H259ZM259 152H258V153H259ZM73 153H74V150H73ZM80 153H82V152H80ZM80 153H79V154H80ZM166 153H167V152H166ZM174 153H175V152H174ZM230 153H231V152H230ZM234 153H235V152H234ZM237 153H238V152H237ZM237 153H235V155H236ZM243 153H244V152H243ZM248 153H251V152H248ZM71 155H72V154H71ZM171 155H173V153H172ZM226 155H227V154H226ZM259 155H260V154H259ZM259 155H258V156H259ZM77 156H78V155L75 154V157H76V158H77ZM231 156L233 157V154H232ZM71 157H72V156H71ZM120 157H121V156H120ZM234 157H235V156H234ZM236 157H238V156H236ZM236 157H235V158H236ZM242 157H243V155H242ZM72 158H73V157H72ZM225 158L229 159L228 156L225 157ZM244 158H245V157H244ZM125 159H127V157H126ZM154 159H158V158H153V159H152V162H153ZM161 159L163 160V159H165V158L163 157V158H161ZM238 159H239V158H238ZM238 159L236 158V160H238ZM123 160H124V159H123ZM78 161H79V159H78ZM83 161H84V159H83ZM87 161H88V160H87ZM118 161H119V158H118ZM127 161H129V160L127 159ZM127 161H125V162H127ZM165 161H166V160L161 161L162 165H164V164L166 165V163H168V162H165ZM169 161H170V160H169ZM224 161H225V160H224ZM69 162H70V161H69ZM84 162H85V161H84ZM146 162H147V161H146ZM146 162H145V163H146ZM157 162H158V163H157ZM159 162H160V159H158V161L156 160L155 162H153L152 165H154V163L159 164ZM238 162H239V161H238ZM119 163H120V162H119ZM79 164H80V163H79ZM84 164H85V163H84ZM84 164H83V165H84ZM128 164L130 165V163H128ZM146 164H147V163H146ZM150 164H151V162H150ZM80 165H81V164H80ZM122 165H123V164H122ZM152 165H151V166H152ZM86 166H87V165H84V167H86ZM123 166H124V165H123ZM125 166H126V165H125ZM125 166L123 167V169L126 168ZM148 166H149V162H148ZM167 166H169V164L166 165L165 167H167ZM127 167H128V166H127ZM129 167H130V166H129ZM146 167H147V166H146ZM149 167H150V166H149ZM168 168H169V167H167V169H168ZM170 168H171V167H170ZM110 170H112V169H110ZM114 170H115V169H114ZM116 170H117V169H116ZM125 170H126V169H125ZM125 170H123V171H125ZM168 171H169V170H168ZM107 172H108L109 175H110V172H111V171H107ZM116 173H117V172H116ZM112 174H113V173H112ZM112 174H111V175H112ZM109 175H108V178H109ZM111 175H110V176H111ZM71 176H72V175H71ZM117 177L119 178V176H117ZM71 178H72V177H71ZM79 179H80V176H79ZM105 179H107V178H105ZM130 179H131V178H130ZM120 180H121V179H120ZM131 180H132V179H131ZM131 180H129V181L131 182ZM80 181H82V180H80ZM108 181H109V179H108ZM121 181H122V180H121ZM82 182H84V180H83ZM82 182H81V184H82ZM111 182H112V181H111ZM111 182H110V183H111ZM114 182H115V181H114ZM77 183H78V182H77ZM85 183H86V182H85ZM115 183H116V182H115ZM112 184H113V183H112ZM217 184H218V183H217ZM229 184H230V183H229ZM76 185H77V184H76ZM85 185H86V184H85ZM87 185H88V184H87ZM89 185H90V184H89ZM119 185H120V184H119ZM81 186H82V185H81ZM83 186H84V185H83ZM116 186H117V183H116L115 187H116ZM227 186H228V185H227ZM222 187H223V186H222ZM81 188H82V187H81ZM100 188H101V187H100ZM106 188H107V187H106ZM117 188H119V186H117ZM117 188H114L115 190H114L113 188H112V189H113L114 191H116ZM220 188H221V186H220ZM223 188H224V187H223ZM228 188H229V187H228ZM77 189H79V188H77ZM209 189H211V187H209ZM209 189H208V191H209ZM100 190H101V189H100ZM107 190H108V189H107ZM110 190H111V189H110ZM214 190H215V189H214ZM221 190H222V189H221ZM101 191H102V190H101ZM117 191H119V190H117ZM211 191H212V189H211ZM222 191H223V190H222ZM104 192H105V191H103V195H104ZM108 192H111V191H108ZM137 192H138V191H137ZM213 192H214V191H213ZM213 192H212V195H213ZM116 193H117V192H116ZM208 193H211V192H208ZM260 193H261V192H260ZM99 194H100V192H99ZM101 194H102V193H101ZM107 194H109V193H107ZM112 194H114V192H112L111 195H112ZM215 194H216V193H215ZM221 194H222V192H221ZM226 194H228V193H226ZM205 195H206V194H205ZM208 195H209V197L211 196V194H208ZM219 195H220V194H219ZM232 195H233V194H232ZM232 195L230 194V196H232ZM100 196H101V195H100ZM206 196H207V195H206ZM206 196H205V197H206ZM228 196H229V195H228ZM263 196H264V195H263ZM102 197H104V199H105V195L102 196ZM102 197H101V199H103ZM214 197H215V196H214ZM221 197H222V196H221ZM210 198H211V197H210ZM222 198H225V197L223 196ZM222 198H221V200H222V203H223L224 200H223ZM226 198H227V197H226ZM231 198H233V196H232ZM231 198H230V200H232ZM101 199H100V200H101ZM106 199H107V196H106ZM106 199H105V201H106ZM204 199H205V198H204ZM211 199H212V198H211ZM213 199H214V198H213ZM108 200H109V199H108ZM206 200H207V198H206ZM206 200H205V201H206ZM214 201H215V199H214ZM226 201H228V200H226ZM208 202H209V201H208ZM211 202H212V201H211ZM211 202H210V204H211ZM231 202H232V201H231ZM101 203H102V201H101ZM101 203H100V204H101ZM219 203H221V201H220ZM219 203H218V205H219L218 207L220 208V204H219ZM211 205H213V204H211ZM226 205H227V204H226ZM224 206H225V205H224ZM227 206H228V205H227ZM209 207H210V206H209ZM218 207L216 206V208H218ZM219 208H218V209H219ZM222 208H223V207H222ZM208 209H209V208H208ZM210 209H211V208H210ZM218 209H217V210H218ZM220 210H222V209H220ZM208 211L211 212L210 210H208ZM213 211H214V210H213ZM213 211H212V212H213ZM222 211H224V210H222ZM242 211H244V210H242ZM220 212H221V211H220ZM208 214H211V213H208ZM209 216H210V215H209ZM209 216L207 215L208 218H209ZM220 216H221V214H219V217H220ZM214 217H215V215H214ZM217 217H218V216H217ZM221 217H222V216H221ZM221 217H220V219H221ZM213 219H214V218H213ZM216 220H219V219H216ZM207 221L209 222V224H208ZM219 221H220V220H219ZM206 222H207L206 224H208V225L211 224V221H209V219H207ZM206 224H205V225H206ZM213 224H214V223H213ZM195 225H199V223H198V224L195 223ZM195 225H194V226H195ZM200 225H201V224H200ZM208 225L206 226V228H205V226H204V228L207 229V228H208ZM210 226H211V225H210ZM195 228H196V227H195ZM209 228H210V227H209ZM205 229H204V230H205ZM211 229H212V228H211ZM194 230H195V229H194ZM195 231H196V230H195ZM205 231H206V230H205ZM205 231H204V232H205ZM208 233H209V232H208ZM215 235H216V233H214V236H215ZM211 236H213V235H211ZM209 237H210V236H209ZM167 238H168V237H167ZM212 238H213V237H212ZM210 240H212V239H209V241H210ZM206 241H207V240H206ZM209 241H207V242H209ZM217 241H218V239H217ZM217 241H215V242L217 243ZM212 242H213V241H212ZM176 243H177V242H176ZM199 243H200V242H199ZM201 243H202V242H201ZM210 243H211V242H210ZM243 243H244V241H243ZM212 244H213V243H211L210 245H212ZM218 244H219V243H218ZM244 244H245V243H244ZM201 245H202V244H201ZM204 245H205V242H204ZM206 245H207V244H206ZM239 245L241 246V244H238V246H239ZM202 246H203V245H202ZM242 246H243V245H242ZM245 246H246V245H245ZM247 246H248V245H247ZM80 247H81V246H80ZM82 248H83V247H82ZM82 248H81V249H82ZM247 248H248V247H247ZM238 249H239V248H238ZM242 249H243V247H242ZM78 250H79V247H78ZM83 250H84V249H83ZM238 251H239V250H238ZM242 251H244V250H242ZM251 251H252V250H251ZM80 252L82 253V250H81ZM80 252H78V254H80ZM205 252H207V251H205ZM78 254H77V255H78ZM247 254H248V253H247ZM207 255H208V254H207ZM239 255H240V252H239ZM210 256H211V255H210ZM205 257L207 258V256H205ZM235 257H236V256H235ZM247 257H248V256H247ZM209 258H210V257H209ZM216 258H217V257H216ZM192 259H193V258H192ZM192 259H191V260H192ZM196 259H197V258H196ZM201 259H202V257H201ZM210 259H211V258H210ZM212 259H213V257H212ZM212 259H211V261H212ZM253 259H254V258H253ZM256 259H258V258H255L254 260H256ZM205 260H206V259H205ZM205 260H204V262H205ZM214 260H215V258H214ZM216 260H217V259H216ZM216 260H215V261H216ZM188 261H190V260L188 259ZM200 261H201V260H200ZM207 261H208V260H207ZM215 261H214V262H215ZM249 261H250V260H249ZM249 261H248V262H249ZM252 261H253V260H252ZM193 262H194V261L192 260V263H193ZM196 262H197V261H195V263H196ZM201 262H202V261H201ZM204 262H203V263H204ZM218 262H219V261H218ZM245 262H246V261H245ZM186 263H187V261H186ZM189 263H190V262H189ZM205 263H206V262H205ZM215 263H217V262H215ZM234 263H235V262H233V264H234ZM240 263H241V262H240ZM201 264H202V263H201ZM236 264H237V263H236ZM238 264H239V262H238Z\"/></svg>",
  "mask_w": 264,
  "mask_h": 264
}]
</instances>
